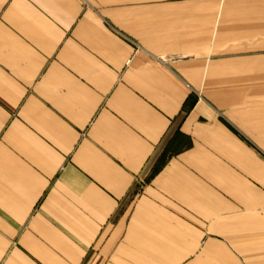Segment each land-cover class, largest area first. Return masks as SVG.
Wrapping results in <instances>:
<instances>
[{"label":"crops","instance_id":"0c3cea01","mask_svg":"<svg viewBox=\"0 0 264 264\" xmlns=\"http://www.w3.org/2000/svg\"><path fill=\"white\" fill-rule=\"evenodd\" d=\"M0 264H264V0H0Z\"/></svg>","mask_w":264,"mask_h":264},{"label":"trees","instance_id":"16d2710c","mask_svg":"<svg viewBox=\"0 0 264 264\" xmlns=\"http://www.w3.org/2000/svg\"><path fill=\"white\" fill-rule=\"evenodd\" d=\"M189 100H187L186 102H185V105H187V102H188ZM184 105V106H185ZM163 156V155H162ZM161 159V158H160ZM155 168H157V166H154V168H153V171L155 170Z\"/></svg>","mask_w":264,"mask_h":264}]
</instances>
